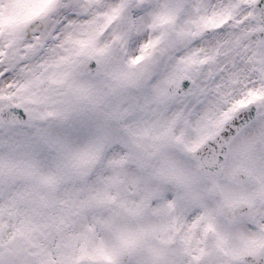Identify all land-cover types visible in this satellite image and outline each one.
Listing matches in <instances>:
<instances>
[{
    "label": "snow or ice",
    "instance_id": "snow-or-ice-1",
    "mask_svg": "<svg viewBox=\"0 0 264 264\" xmlns=\"http://www.w3.org/2000/svg\"><path fill=\"white\" fill-rule=\"evenodd\" d=\"M0 264H264V0H0Z\"/></svg>",
    "mask_w": 264,
    "mask_h": 264
}]
</instances>
